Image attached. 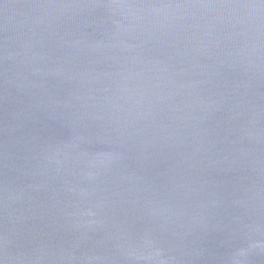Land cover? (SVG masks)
Listing matches in <instances>:
<instances>
[{"label": "water", "instance_id": "water-1", "mask_svg": "<svg viewBox=\"0 0 264 264\" xmlns=\"http://www.w3.org/2000/svg\"><path fill=\"white\" fill-rule=\"evenodd\" d=\"M0 264H264V0H0Z\"/></svg>", "mask_w": 264, "mask_h": 264}]
</instances>
